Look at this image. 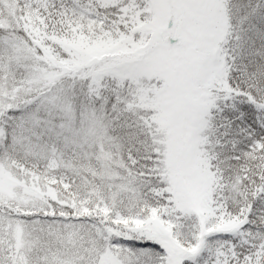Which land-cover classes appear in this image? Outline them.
I'll return each mask as SVG.
<instances>
[{"label": "snow or ice", "instance_id": "snow-or-ice-1", "mask_svg": "<svg viewBox=\"0 0 264 264\" xmlns=\"http://www.w3.org/2000/svg\"><path fill=\"white\" fill-rule=\"evenodd\" d=\"M0 264H264V0H0Z\"/></svg>", "mask_w": 264, "mask_h": 264}]
</instances>
